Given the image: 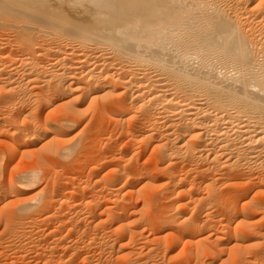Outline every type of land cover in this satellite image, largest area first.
Here are the masks:
<instances>
[{"label":"bare ground","instance_id":"6f19581e","mask_svg":"<svg viewBox=\"0 0 264 264\" xmlns=\"http://www.w3.org/2000/svg\"><path fill=\"white\" fill-rule=\"evenodd\" d=\"M14 260L264 264V0H0Z\"/></svg>","mask_w":264,"mask_h":264},{"label":"rangeland","instance_id":"374dc122","mask_svg":"<svg viewBox=\"0 0 264 264\" xmlns=\"http://www.w3.org/2000/svg\"><path fill=\"white\" fill-rule=\"evenodd\" d=\"M16 163H17V162H16ZM16 163H15V164H16ZM7 174H8V172H7ZM35 186H36V188H38V187H39L38 185H35ZM35 186L33 187V188H34V190H35ZM33 188H32V189H30V190H33ZM15 259H16V258H15ZM17 259H18V258H17ZM17 259H16V260H17ZM18 260H19V259H18ZM14 261H15V260H14ZM18 262H19V261H18ZM18 262H16V261H15V262H14V264H19Z\"/></svg>","mask_w":264,"mask_h":264}]
</instances>
